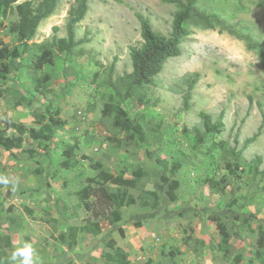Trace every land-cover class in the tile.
Returning a JSON list of instances; mask_svg holds the SVG:
<instances>
[{"label": "rangeland", "instance_id": "rangeland-1", "mask_svg": "<svg viewBox=\"0 0 264 264\" xmlns=\"http://www.w3.org/2000/svg\"><path fill=\"white\" fill-rule=\"evenodd\" d=\"M73 3L61 0L54 15L41 22L35 38L22 48V57L12 61L9 79L0 85L5 91L0 122L11 119L39 129L58 112L67 123L51 140L26 135L21 149H0V264H20L22 258L12 256L26 246L31 247L33 264H107L111 238L131 264H234L237 257L238 264H264V124L262 135L243 149L244 140L263 121L264 60L226 32L192 26L181 55L169 59L147 86L149 103H123L128 120L140 124L146 137L145 142L129 140L127 122L116 126L102 114L115 97L109 84L116 83L123 92L122 77L132 71L129 47L142 42L137 14L149 19L155 31L168 34L177 7L163 0H90L76 30L77 40L87 35L89 42L70 50L54 48V64L35 69L39 44L66 37ZM198 6L264 39V0H199ZM16 20V14L0 16V40L10 48L19 44L9 32ZM236 43L243 46V59L229 58ZM196 73L200 79L191 108L185 110L184 95ZM201 113L214 120L221 117L224 128L195 147V129L203 130ZM0 134L17 135L2 123ZM71 145H77L79 164L73 171L63 170V153ZM91 162L126 178L142 169L144 177L136 188L107 185L125 198H138V203L121 209L120 223L101 219L98 236L79 231L76 245L68 247L69 228L93 219L79 197L80 191L92 195L100 185ZM176 164L179 170L173 172ZM155 171L179 182L177 200L168 208L189 211L138 224V216L151 212L143 201L155 188ZM207 179L220 185L213 188ZM213 213L231 235L227 254L208 219ZM236 214L243 218L237 220ZM251 215L256 218L244 220Z\"/></svg>", "mask_w": 264, "mask_h": 264}, {"label": "trees", "instance_id": "trees-1", "mask_svg": "<svg viewBox=\"0 0 264 264\" xmlns=\"http://www.w3.org/2000/svg\"><path fill=\"white\" fill-rule=\"evenodd\" d=\"M61 0H0V16L5 17L9 14H16L17 20L11 23L9 32L16 35L18 45L10 48L0 40V85L7 81L13 71V60L20 59L23 54V49L29 45L37 35L38 28L42 21L48 19L56 12ZM164 2L176 5L177 11L174 14L170 32L162 34L153 29L149 19L141 14H137L140 23V35L142 42L139 45L129 47V56L132 63V71L122 77L121 87L123 92L116 83H110L109 87L113 90L114 96L104 105L102 110L103 116L111 117L116 126L123 122H127L129 126L127 138L129 140L138 139L141 142L146 141L145 133L140 124L128 120V112L124 109L123 103L134 99L140 102L141 105L149 103L147 99L146 88L152 85L155 77L160 74L165 63L172 58H177L181 55V45L186 38L192 34V26H198L205 30H217L219 33L226 32L230 36L237 38L245 43L246 49L256 51L259 58L264 60V39L257 38L252 35L245 25L237 23H228L219 14L201 9L198 6L199 0H163ZM90 0H74L70 7L65 23L66 37L57 38L53 36L49 43L39 44L41 53L36 57L34 67L37 70H43L46 65H53L55 54L54 48L67 47L69 50L89 42L87 35L82 39L76 37L77 26L82 22L89 11ZM54 32L58 30L57 26L52 28ZM200 79V74L196 73L194 79L188 86L187 92L184 95V108L190 110L189 101L192 97V91ZM5 91L0 88V97L4 96ZM203 130L195 129L196 136L194 137V146L203 145L207 138L213 134H219L223 131L224 123L221 117L216 120L207 113L200 114ZM262 125L258 131L247 138L243 142V149L253 144L259 136L262 135V127L264 124V115ZM46 119L45 117H43ZM0 123L4 124L7 129L15 131L17 135L6 136L0 134V149L11 151L13 149H21L24 136L28 135L34 140H51L56 130L63 129L66 126V121L59 118V113L50 114L47 123L39 129L35 127H26L22 123L14 122L11 119H5ZM186 132V130H185ZM77 145L67 147L63 153V160L60 167L63 170L73 171L77 168L79 161L76 157ZM180 164L174 166V171L179 170ZM90 167L96 172L97 179L100 185L90 195L87 190L80 191L79 197L86 210L92 213V218L81 227H70L68 234V247H73L77 243L78 232H86L94 236L101 234L100 220L110 222V225H115L122 222L121 209L126 206L135 205L138 203V198L133 196L123 197L119 191L113 192L107 186L113 184L117 187L136 188L138 182L144 177V171L139 169L133 173V178H126L122 174L115 175L105 169L100 162H91ZM228 169H234L228 163ZM156 173V171H155ZM208 184L216 188L219 182L213 179H207ZM154 190L149 193V197L145 198L144 208L150 207V213L137 217L138 224L143 220L155 219L158 215H162L163 219H171L176 216H182L187 208L169 209V204L177 200V190L179 182L171 179L164 172L155 174ZM224 192V188L221 189ZM90 196L94 197L91 201ZM207 209V208H206ZM208 210V209H207ZM1 215V211H0ZM237 220H241V215H235ZM256 218L251 215L244 220ZM208 219L216 225V228L221 236L220 246L224 253H228L227 246L231 235L229 234L226 225L222 218L217 214H211ZM118 232L122 238L125 237V232L122 227L118 228ZM64 238V237H62ZM107 245L112 249V253L107 254V264H131L128 254L117 246L115 239L111 238ZM262 247V244L260 245ZM240 262V257L236 258L234 264ZM51 264V263H48Z\"/></svg>", "mask_w": 264, "mask_h": 264}, {"label": "clouds", "instance_id": "clouds-1", "mask_svg": "<svg viewBox=\"0 0 264 264\" xmlns=\"http://www.w3.org/2000/svg\"><path fill=\"white\" fill-rule=\"evenodd\" d=\"M244 55L245 53H244L243 46L239 43H236L234 45V48L229 58L230 59H243ZM31 253H32L31 247L26 246L25 248L19 249L16 252H14L12 259L16 260L19 257V258H22L20 260V264H33Z\"/></svg>", "mask_w": 264, "mask_h": 264}]
</instances>
